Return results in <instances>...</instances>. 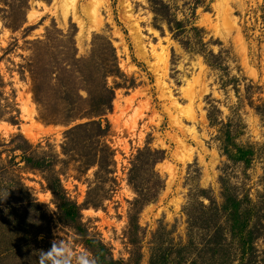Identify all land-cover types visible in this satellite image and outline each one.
Listing matches in <instances>:
<instances>
[{"label":"rangeland","instance_id":"rangeland-1","mask_svg":"<svg viewBox=\"0 0 264 264\" xmlns=\"http://www.w3.org/2000/svg\"><path fill=\"white\" fill-rule=\"evenodd\" d=\"M101 40L120 69L107 76L106 176L81 166V136L66 139L75 120L40 117L31 73L36 57L60 61L70 44L87 55ZM63 193L79 205L74 222ZM230 196L240 219L250 208L243 233L258 223L252 254L232 233ZM216 228L226 245L212 256ZM89 236L119 264H150L151 253L264 264V0H0V264L96 261ZM9 239L20 245L2 251Z\"/></svg>","mask_w":264,"mask_h":264},{"label":"trees","instance_id":"trees-1","mask_svg":"<svg viewBox=\"0 0 264 264\" xmlns=\"http://www.w3.org/2000/svg\"><path fill=\"white\" fill-rule=\"evenodd\" d=\"M163 11V7L158 8ZM175 28L179 31L182 28L180 21L175 20ZM177 33V32H175ZM33 80V96L39 103L40 117L47 122L75 123L65 130V136L68 142L74 140V136H81L82 153L81 166L86 168L90 165H96L97 171H102L106 176L113 171V148L104 141L108 133L109 122L106 113L113 107L114 85L108 83L107 76L118 74L120 69L117 62V56L109 40L93 41L90 52L87 55H77L73 44L66 46L61 60L48 59L45 57H36L34 66L31 65ZM40 166L49 164L46 159L39 161ZM53 178V179H52ZM47 178L48 184L54 195L59 197L57 187H60L58 176ZM134 176L129 175L130 182L134 183ZM132 183V184H133ZM92 188H89L88 192ZM63 201L59 208L67 221L74 222L80 216L79 205L61 195ZM232 203L228 204L230 215H239L236 211L238 205L235 197L230 196ZM90 198H86L84 203H89ZM239 210V208H238ZM240 211V210H239ZM243 217L239 218V228L232 227V233L239 234V243L242 253L254 251L253 238L256 237L259 230L257 222H253L250 229L243 233L244 226L249 223L251 216L250 208H244ZM217 229V228H216ZM85 234L86 233H82ZM84 239L90 250L96 257L98 264H119L118 259H114L107 249L106 245L95 237H86ZM20 240L15 242L9 239L6 245H3L2 251H7L20 245ZM206 243L209 244L210 254L215 256L219 249L226 245L220 228L214 229L209 234ZM164 257L151 253L150 264H161ZM194 264L196 260H194Z\"/></svg>","mask_w":264,"mask_h":264},{"label":"clouds","instance_id":"clouds-1","mask_svg":"<svg viewBox=\"0 0 264 264\" xmlns=\"http://www.w3.org/2000/svg\"><path fill=\"white\" fill-rule=\"evenodd\" d=\"M81 264H97V262L92 257H85L82 259Z\"/></svg>","mask_w":264,"mask_h":264},{"label":"bare ground","instance_id":"bare-ground-1","mask_svg":"<svg viewBox=\"0 0 264 264\" xmlns=\"http://www.w3.org/2000/svg\"><path fill=\"white\" fill-rule=\"evenodd\" d=\"M89 9V8H88ZM92 11V10H91ZM97 20V19H96Z\"/></svg>","mask_w":264,"mask_h":264}]
</instances>
